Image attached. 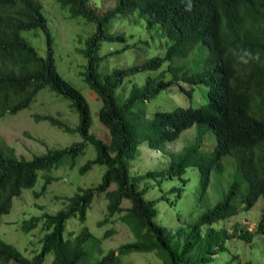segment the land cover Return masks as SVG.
<instances>
[{"label":"trees","instance_id":"16d2710c","mask_svg":"<svg viewBox=\"0 0 264 264\" xmlns=\"http://www.w3.org/2000/svg\"><path fill=\"white\" fill-rule=\"evenodd\" d=\"M59 1L67 6L69 15H79L85 22L94 24L77 50L86 59L83 79L99 100L97 123L106 130L107 136L101 138L89 131L91 117L87 100L55 67L51 35L40 1L0 0V116L27 106L39 89L47 87L69 100L77 113V122L70 126L52 114H34V118L46 119L64 131L78 132L81 137L65 146L47 147L29 158L17 157L13 147L0 138L3 147L0 149V214L9 210L13 196L35 182L39 169L64 161L72 166L87 143L92 145L94 154L78 166V171L83 172L92 164H103L104 169L97 183L78 186L66 196L63 207L52 213L31 215L23 221L22 228L27 229L40 219V227L44 229L40 230L37 244L27 255L0 238V264L9 260L17 264H41L48 253H51L50 264H130L123 259L130 252H152L162 264H209L216 255L227 250L228 240L236 238L247 242L255 233L264 234V0H191L190 11H185L187 0H112L101 10L88 0ZM134 10H137L135 17H143L145 29L155 27L169 40L163 55H151L125 67L99 71L98 62L108 54L98 53L101 40L123 41L125 36L124 32H108L106 24ZM35 27L42 29L45 36L46 50L42 55L21 33ZM138 41L141 43L140 39ZM196 44H199L197 50L194 49ZM129 45L124 42L110 51H121ZM237 45L259 52L260 61L247 66L237 63L228 54V49ZM192 50L188 65L191 71L184 69L178 74L188 63L172 65L171 59ZM163 60L168 63L162 71L146 75L140 85L132 83L124 98L115 97V88L125 75L155 69ZM167 70L171 77L163 79ZM178 79L186 83L198 80L205 83L206 102L197 106L156 108L147 116L144 102ZM179 87L186 94L190 93L191 88ZM192 124L195 126L189 143L175 150L165 148L166 141ZM204 127L211 130L214 138L208 149L202 147ZM140 142L165 152L169 164L160 169L130 173L129 159ZM223 155L232 159L236 177L221 199L194 219L179 221L174 228L154 219L157 200H176L184 179L154 197L144 196L148 186L138 187L140 179L158 178L160 186L159 179L180 175L187 165L195 166L198 176L192 191L200 201L205 197L211 170H222ZM50 178L45 177L46 182ZM241 179L245 180L244 191L235 199ZM111 182L114 186L109 188ZM44 186L42 184L41 188ZM101 195L106 200L105 211L102 218L96 220L97 224L121 221L128 226L132 238L91 259L87 251H100L102 240L117 231L110 226L97 235L83 223L92 198ZM258 196L262 197V204L251 228L244 223H235L230 228L211 225L214 220L248 209ZM123 198L128 199L129 204L122 205ZM176 215L178 220L182 216L180 212ZM69 216H76L81 225L78 230L64 232ZM84 241L88 242L87 247ZM236 257V252L230 253L218 264H238Z\"/></svg>","mask_w":264,"mask_h":264},{"label":"rangeland","instance_id":"374dc122","mask_svg":"<svg viewBox=\"0 0 264 264\" xmlns=\"http://www.w3.org/2000/svg\"><path fill=\"white\" fill-rule=\"evenodd\" d=\"M41 11L46 17V25L51 35V49L55 67L60 75L74 85L85 97L89 106L91 124L89 131L96 136L104 138L107 132L97 123L96 110L99 105L94 91H92L83 79L84 66L86 59L77 49L82 47L83 39L94 28L93 22H85L79 15H69L67 6L61 5L59 0H39ZM89 4L103 9L112 3V0H88ZM134 13L113 19L106 24L108 32H124V40L102 39L100 42L99 54L108 53L98 62L99 71L110 70L113 67H125L132 63L139 62L151 55H163L165 44L169 42L167 37L155 27L145 29L143 17L140 20ZM131 16H134L131 17ZM122 21V23L120 22ZM142 23V24H141ZM22 35L35 48L38 54H44L46 50L45 36L39 27L23 30ZM141 40V43L138 41ZM124 42L130 45L121 51H110V48L117 49ZM199 44L194 46L198 49ZM202 49V48H201ZM194 51H190L184 56H174L170 63L172 65H181L188 63L178 70V74L188 68L189 62ZM168 61L163 62L155 69L133 72L125 75L122 82L115 88L114 95L120 100L124 98L130 89L132 83L140 85L146 75H156L162 71ZM171 77L169 70L164 71L163 79ZM181 79V78H180ZM171 82L165 88L160 90L155 96L150 97L144 102L145 113L147 116L156 109H169L174 105L197 106L204 104L207 100V86L201 81L186 83L183 81ZM190 89L186 94L179 87ZM34 114H52L57 115L61 120L70 126L77 122V113L69 104V100L62 98L47 87L39 89L34 98L25 107H22L14 113L5 112L0 116V138L13 147L17 157L29 158L34 153H41L47 147H61L73 141L81 139L78 132H68L50 124L46 119H35ZM204 125V124H203ZM195 124L184 128L172 140L165 142L166 149L175 150L191 141ZM214 143V138L210 129L204 127L203 148H210ZM0 143V149H3ZM94 154L93 147L87 143L83 153L75 157L74 164L70 166L66 161L55 166L39 169L35 182L21 189L19 195L11 199V206L8 211L0 214V238L17 247L24 255L37 244V238L40 235L41 220H37L34 226L27 229L22 228L23 221L31 215L39 216L42 212L52 213L63 207L66 203V196L72 194L76 187H86L97 183L100 180L104 169L103 164H92L90 168L83 172L78 171V166L87 158ZM223 164L222 170L212 169L209 174V180L206 187V193L203 200L197 201L196 194L192 187L197 179L198 171L195 166L187 165L180 175H174L169 178L159 179L160 186L157 184L158 178H142L138 182V187L147 185L144 192L145 197H154L167 189L171 184H180L184 179L180 196L169 202L167 199H159L156 202L157 213L154 217L156 221L168 227L174 228L179 221L192 220L207 207L213 205L222 198L230 181L236 177L232 159L228 155L221 157ZM130 173H140L147 169H160L169 164V156L159 149L147 147L144 142H140L129 159ZM51 177L47 182L45 177ZM42 184H45L42 189ZM114 183L111 182L109 188ZM245 180L241 179L239 191L234 195L235 199L240 197L244 191ZM161 189V190H160ZM35 192H39L35 194ZM171 197V195H169ZM105 198L101 195L94 196L90 205L86 208L84 224L94 233L99 235L106 227L113 226L116 232L104 238L100 244V251L89 249L88 257H98L109 247H115L122 241L132 238L128 226L118 220L106 221L100 225L96 220L102 218L105 211ZM122 205L129 204L128 199L123 198ZM262 197L258 196L248 209H240L236 213L227 217L219 218L211 222L213 226L232 227L235 223H244L248 228L254 225L259 217ZM181 213L178 220L176 213ZM81 223L76 216H69L65 220L64 232L67 230H78ZM83 244L87 247L88 242ZM227 250L216 255L213 262L209 264L221 263L230 253L237 254L238 264H264V234L255 233L250 241L232 238L226 242ZM226 255V257H225ZM51 253L45 256L41 264H50ZM130 264H162L160 259L152 252H130L123 257ZM233 262V261H232ZM5 264H17L9 260Z\"/></svg>","mask_w":264,"mask_h":264},{"label":"clouds","instance_id":"9594fccd","mask_svg":"<svg viewBox=\"0 0 264 264\" xmlns=\"http://www.w3.org/2000/svg\"><path fill=\"white\" fill-rule=\"evenodd\" d=\"M191 10V0H187L185 11ZM230 54L242 66H247L253 62L260 61L259 52H253L251 49L237 45L234 48L228 49Z\"/></svg>","mask_w":264,"mask_h":264}]
</instances>
